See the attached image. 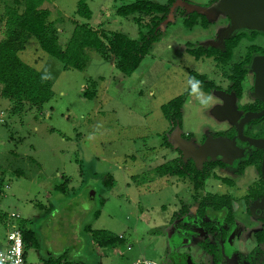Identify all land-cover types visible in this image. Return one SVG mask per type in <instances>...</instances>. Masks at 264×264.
<instances>
[{
	"label": "rangeland",
	"instance_id": "obj_1",
	"mask_svg": "<svg viewBox=\"0 0 264 264\" xmlns=\"http://www.w3.org/2000/svg\"><path fill=\"white\" fill-rule=\"evenodd\" d=\"M2 1L6 0L0 1V11ZM132 1L88 0L92 12L88 20L76 14L77 0H45L42 7L50 10L49 21L64 46L73 29L72 19L104 34L121 32L137 39L139 30H146L133 20L137 14L124 17L115 12ZM189 1L204 7L210 25L186 28L178 1L160 26V40L129 75L91 49L84 70L64 69L33 35L19 51L24 62L44 72L53 89L52 98L39 110L26 104L14 113L13 102L0 98V241L8 229L4 221L12 222L8 215L18 213L20 219L14 222L24 221L33 231L26 251L28 264L42 263L45 250L53 258L75 255L78 261L73 264H132L140 259L174 264L165 257L181 251L189 252L196 264L218 260V264H248L237 252L226 257L223 249L213 247L215 239L202 233L194 210L183 216V207L191 209L194 202L189 179L156 172L157 166L182 156L178 147L183 142L196 147L203 137L229 126L228 120L215 115L220 92L202 91L211 100L201 104L197 91L189 89L188 75L194 70L221 86L228 81L211 58L196 59L187 51L189 44L207 47L222 41L228 19L218 7L219 0ZM149 21L144 17L141 25ZM258 37L257 43L264 41L263 34ZM248 43L246 39L239 43L233 61L242 57ZM250 83L248 74L245 89ZM183 94L181 125L171 127L161 107ZM250 171L243 176L218 173L234 179V188L211 175L198 194L233 191L240 196L254 179ZM65 178L67 191L56 189ZM233 206L241 207L240 201ZM238 223L239 236L248 234L247 221L241 217ZM92 230L110 232L115 242L98 245L91 238ZM181 238L189 244H179Z\"/></svg>",
	"mask_w": 264,
	"mask_h": 264
},
{
	"label": "trees",
	"instance_id": "obj_2",
	"mask_svg": "<svg viewBox=\"0 0 264 264\" xmlns=\"http://www.w3.org/2000/svg\"><path fill=\"white\" fill-rule=\"evenodd\" d=\"M1 1V0H0ZM45 0H6L3 10L0 11V24H3L4 37L0 38V98H5L13 102V112L18 113L28 104L36 109H41L42 105L48 102L53 96L52 82L46 77L44 72L34 66L24 62L19 51L23 50L27 38L33 35L39 47L47 54L58 59L63 68H74L84 70L90 57L87 53L89 49L97 52L104 60L114 61L115 67L125 75L133 73L143 58L149 53L153 45L160 40V26L166 20L173 5L176 2L194 4L189 0H167L158 2L154 0H134L128 4L119 6L116 14L129 16L137 14L133 20L140 28L146 27L145 31L139 30L137 39L129 38L121 32H104L94 29L87 23H79L72 19L73 29L65 43L61 46L57 29L49 21L50 10L42 7ZM88 0H77L76 14L84 19L91 18V9ZM197 5V4H194ZM201 6V5H198ZM178 12L183 17V25L192 28L200 25L207 28L210 21L207 17L196 11H187L183 4L177 7ZM149 17V22L141 25V19ZM264 32L258 30L239 29L225 38L222 47L214 46H193L188 45L187 51L196 59L211 58L215 67L222 71V76L228 81V88L234 91L237 96L242 94L244 81L246 79L249 64L254 54L263 49L253 41ZM246 39L249 43L245 46V51L238 61H233L234 51L239 43ZM201 82L199 91L210 92L219 89L220 86L215 80L206 74L197 71H190L188 75L189 89L194 90L191 81ZM91 96L89 93H87ZM186 94L179 95L161 107L163 116L170 122L171 127L181 125L182 106ZM168 145V144H166ZM179 153H181L179 151ZM214 164L205 163L202 169H198L193 160H184L183 157H174L167 162L156 167L157 174L187 177L195 191L204 187L205 179L214 174L212 169ZM67 178L56 189L67 191ZM1 192V191H0ZM210 198V206L214 211H221L226 204L221 197L214 194ZM209 201V200H207ZM189 206L183 207L182 212L186 213ZM202 212V206L200 207ZM26 226L24 221H20L22 238L24 242V255L26 243L33 236V231ZM220 235L225 237L226 230L222 228ZM92 240L100 246L113 244L116 237L106 230H92ZM119 239L122 237L119 236ZM263 239V238H262ZM201 246L206 247L201 243ZM66 255L48 259L51 264H70L66 261Z\"/></svg>",
	"mask_w": 264,
	"mask_h": 264
},
{
	"label": "flooded vegetation",
	"instance_id": "obj_3",
	"mask_svg": "<svg viewBox=\"0 0 264 264\" xmlns=\"http://www.w3.org/2000/svg\"><path fill=\"white\" fill-rule=\"evenodd\" d=\"M258 36L253 42L263 50L254 54L252 59L256 56H264V41L257 43ZM251 62L246 76L247 78L248 74H251V83L246 89L245 87L243 88L240 96H237L234 91L229 90L228 84L226 86L219 85L220 88L217 89L221 95L219 105H223L225 98H227L231 103L233 114L231 118H225L229 121V126L226 129L215 131L212 137L217 138L222 136L230 141H234L240 152L236 156L230 155L228 158L230 162L222 160L220 155H217L214 159L208 157L202 162L200 169H202L205 163H209V165L210 163L214 164L215 166L212 171L215 175L219 176L218 178L224 185L230 188L236 186V181L227 176H220L218 173L225 172L231 176H243L247 171L251 170L250 172H254V179L244 187L245 191L240 196H236L233 191L224 193L206 192L199 195V190H194L193 206H191V209L188 207L183 216L194 210L200 216V219H197L195 223L198 224L201 230H205H202V233L205 236L210 234L215 239L213 245L211 243L206 244L219 247L220 250L223 249L226 257L232 256L237 252L245 263L264 264V148L255 146L250 142V140H261V142H264V114L244 123L242 128L243 138H240L237 133L238 122L247 112H260L264 110V101L256 98L254 95L255 74L251 72ZM206 138L207 136L203 137L199 145ZM214 194L219 196L217 197L218 199L221 197V200L229 204V207L227 205L221 211H214L209 205L210 198H207L208 195L213 197L212 195ZM236 200L240 201V209L233 206ZM201 206L202 212L199 210ZM241 217L244 222L247 221L250 229L244 223V230H249L248 234L244 232L243 235L239 236L241 226L238 223V219ZM249 220H253V222L251 223ZM222 228L226 230V235L223 238L220 235ZM187 229L190 233L194 232L189 228ZM231 233L234 234L233 239H231L232 241L229 240ZM187 241L188 239L181 238L178 243H186ZM187 244L189 243L187 242ZM199 245L201 246V242ZM206 251L209 252V250ZM180 253L190 256L191 264H196L189 252H178V254ZM171 260L176 264L173 254ZM218 262L219 260L215 263L218 264ZM227 264H231L230 261Z\"/></svg>",
	"mask_w": 264,
	"mask_h": 264
},
{
	"label": "water",
	"instance_id": "obj_4",
	"mask_svg": "<svg viewBox=\"0 0 264 264\" xmlns=\"http://www.w3.org/2000/svg\"><path fill=\"white\" fill-rule=\"evenodd\" d=\"M179 3L183 4L188 12L196 10L204 14L209 20V17L204 12L203 6L180 1ZM175 4H178V2ZM218 7L228 19V26L223 31L224 38L222 41L212 46L220 47L225 38L230 36L235 30L249 29L264 32V0H219ZM250 68L251 72L255 74L254 95L256 98L264 101V56L254 57ZM232 114L233 109L227 98H225L223 105H219L215 108V115L219 118H231ZM263 114L264 110L260 112H247L238 122V136L243 138L242 128L245 122L254 117L262 116ZM250 142L255 146L264 148V142H261V140H250ZM178 148L182 153L183 159L193 160L196 167L199 169L201 168L202 162L208 157L214 159L217 155H220L222 160L230 162L228 159L230 155L236 156L240 152L234 141H230L222 136L217 138L207 136L204 142L198 147H193L189 143L183 142L182 147ZM233 237L234 234L231 233L229 240L233 239ZM174 260L176 264L192 263L190 256L184 253H176L174 255Z\"/></svg>",
	"mask_w": 264,
	"mask_h": 264
},
{
	"label": "built area",
	"instance_id": "obj_5",
	"mask_svg": "<svg viewBox=\"0 0 264 264\" xmlns=\"http://www.w3.org/2000/svg\"><path fill=\"white\" fill-rule=\"evenodd\" d=\"M8 218L12 220L9 223V229L6 234L7 245L4 249L0 250V263L3 264H26L24 258V242L22 238L21 229L18 224L14 223L15 220L20 219L18 213H10ZM132 264H158L155 261L140 259Z\"/></svg>",
	"mask_w": 264,
	"mask_h": 264
},
{
	"label": "crops",
	"instance_id": "obj_6",
	"mask_svg": "<svg viewBox=\"0 0 264 264\" xmlns=\"http://www.w3.org/2000/svg\"><path fill=\"white\" fill-rule=\"evenodd\" d=\"M4 222L6 223L7 226L9 225L8 221L5 220ZM14 223H16V222H14ZM16 224L19 225V222H17ZM8 229H9V226H8ZM8 229H7V231H8ZM6 234H7V232H6ZM6 245H7V239H6V237H5V239H4L3 241H0V250L4 249ZM27 246H28V243H26L25 255H24L25 263H26V264H28V262H27V258H26ZM105 248H107V247H105ZM110 248H113V247H110ZM112 251H113V249H112ZM98 252H99V250H98ZM181 252H182V251H181ZM99 253H100V252H99ZM168 255H169V258H168L167 256L165 257V261H166V262H169V261L172 259V253H170V254H168ZM100 256H101V257H105V256L102 255L101 253H100ZM51 257H52L51 252L45 250V251H44V254L42 255V258H40L41 261H42V263H40V264H51V262H48V261H47V260L50 259ZM66 258L68 259V261H71L72 264H73V262L78 261V260H77V257H75V255H73V256H71V257L69 256V257H66ZM78 258H79V257H78ZM66 261H67V260H66ZM133 263H134V262H133ZM98 264H105V263H98Z\"/></svg>",
	"mask_w": 264,
	"mask_h": 264
},
{
	"label": "clouds",
	"instance_id": "obj_7",
	"mask_svg": "<svg viewBox=\"0 0 264 264\" xmlns=\"http://www.w3.org/2000/svg\"><path fill=\"white\" fill-rule=\"evenodd\" d=\"M190 83L192 88L197 91L200 103L206 105L211 100V97L206 96L202 91H199L201 82L199 80L193 79Z\"/></svg>",
	"mask_w": 264,
	"mask_h": 264
}]
</instances>
